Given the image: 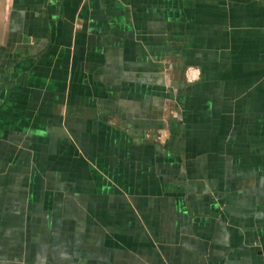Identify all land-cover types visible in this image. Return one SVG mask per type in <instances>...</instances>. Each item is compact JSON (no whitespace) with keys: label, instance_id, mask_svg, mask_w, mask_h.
<instances>
[{"label":"crops","instance_id":"obj_1","mask_svg":"<svg viewBox=\"0 0 264 264\" xmlns=\"http://www.w3.org/2000/svg\"><path fill=\"white\" fill-rule=\"evenodd\" d=\"M0 264H264V0H0Z\"/></svg>","mask_w":264,"mask_h":264}]
</instances>
